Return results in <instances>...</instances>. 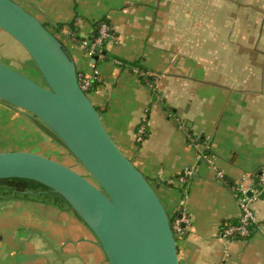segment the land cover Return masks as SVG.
I'll list each match as a JSON object with an SVG mask.
<instances>
[{
  "label": "crops",
  "instance_id": "1",
  "mask_svg": "<svg viewBox=\"0 0 264 264\" xmlns=\"http://www.w3.org/2000/svg\"><path fill=\"white\" fill-rule=\"evenodd\" d=\"M14 1L54 30L79 73L94 75L89 98L106 130L168 214L188 218L179 264H264V194L251 236L221 237L240 215L233 189L257 186L264 171V0ZM102 22L112 36L101 52L89 40ZM20 119L45 135L31 114L0 101V152L33 151L7 147L23 137L5 136ZM185 169L192 175L179 188L171 180ZM0 264L107 261L73 214L15 200L0 202Z\"/></svg>",
  "mask_w": 264,
  "mask_h": 264
},
{
  "label": "water",
  "instance_id": "2",
  "mask_svg": "<svg viewBox=\"0 0 264 264\" xmlns=\"http://www.w3.org/2000/svg\"><path fill=\"white\" fill-rule=\"evenodd\" d=\"M0 29L22 46L43 81L0 63V101L36 118L88 175L34 151L11 150L0 152V180H31L58 195L107 264H179L172 216L106 130L63 42L14 0H0Z\"/></svg>",
  "mask_w": 264,
  "mask_h": 264
},
{
  "label": "built area",
  "instance_id": "3",
  "mask_svg": "<svg viewBox=\"0 0 264 264\" xmlns=\"http://www.w3.org/2000/svg\"><path fill=\"white\" fill-rule=\"evenodd\" d=\"M110 27L107 23L102 22L98 26L97 38L90 45L91 47L102 46L104 42L109 39L112 35L109 33ZM84 46L85 43H82ZM139 75L145 76L146 73L144 71L135 70ZM95 79L94 75H83L79 78V86L84 92H88L91 88L92 81ZM147 132L146 123L143 121L136 132V140L137 142H142ZM204 159H207V162L213 166V159L209 158L207 155L204 156ZM192 175V171L190 169H185L179 176L173 178L171 182H176L179 184V188H182L188 178ZM218 176H222L221 172H218ZM257 186H249L247 182H239L238 186L233 189V193L238 202V206L240 209V215L238 218V222L236 224H230L222 229L221 237L226 238H239L241 240H246L251 236L252 226L256 222L255 213L253 210V203L257 199V197L261 194H264V171H261L257 175ZM251 192L252 195H248ZM172 229L174 231L175 236H179L184 233L185 225L188 223V218L183 214L181 217L172 216Z\"/></svg>",
  "mask_w": 264,
  "mask_h": 264
},
{
  "label": "rangeland",
  "instance_id": "4",
  "mask_svg": "<svg viewBox=\"0 0 264 264\" xmlns=\"http://www.w3.org/2000/svg\"><path fill=\"white\" fill-rule=\"evenodd\" d=\"M0 63L43 85V81L39 77L38 71L26 51L14 38H12L2 29H0ZM20 121L21 124L8 126L9 128L6 130L8 132L5 134V136L9 139L10 134L13 132V137L15 135H21L23 137H15L11 140L9 139L11 145L7 147L39 151L40 153L55 160L65 162V164H67L72 169L88 177L80 164L67 152V150L62 145L52 140L51 136L47 134V132H44L45 135H40L37 128L33 127L30 123L27 121L24 122L21 119ZM36 122L40 123L38 120ZM21 125L23 128H21Z\"/></svg>",
  "mask_w": 264,
  "mask_h": 264
},
{
  "label": "trees",
  "instance_id": "5",
  "mask_svg": "<svg viewBox=\"0 0 264 264\" xmlns=\"http://www.w3.org/2000/svg\"><path fill=\"white\" fill-rule=\"evenodd\" d=\"M98 26L99 25H97L96 28L97 30H98ZM52 32L56 35L54 30H52ZM97 35H98L97 32H95V34H93L89 42L93 43L97 38ZM103 48H104V44L100 46L101 52L104 50ZM96 83L97 80L94 79L92 81L90 90L87 92L88 95L95 87ZM40 125L43 127L44 131L51 136L52 140L57 142V140L50 134V132L48 133L49 130L45 126H43V124ZM15 200L16 201L23 200V201H31V202H39V203L41 202L43 204H50L55 206L57 205V207L62 208L65 211H68L69 213L73 214L72 210L66 205V203L63 200H61L58 197V195H56L49 188H47L46 186L40 183L27 179H17V178L0 180V202L15 201ZM172 218L171 221L173 220Z\"/></svg>",
  "mask_w": 264,
  "mask_h": 264
},
{
  "label": "flooded vegetation",
  "instance_id": "6",
  "mask_svg": "<svg viewBox=\"0 0 264 264\" xmlns=\"http://www.w3.org/2000/svg\"><path fill=\"white\" fill-rule=\"evenodd\" d=\"M40 203H41V202H40ZM48 205H50V204H48ZM50 206H53V207H55V208H58V209L61 210V211H65L64 209L57 207V205H56V206H55V205H50ZM65 212H68V211H65Z\"/></svg>",
  "mask_w": 264,
  "mask_h": 264
}]
</instances>
